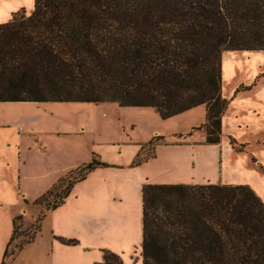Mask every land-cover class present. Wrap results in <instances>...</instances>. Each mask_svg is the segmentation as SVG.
Listing matches in <instances>:
<instances>
[{"label": "trees", "instance_id": "trees-1", "mask_svg": "<svg viewBox=\"0 0 264 264\" xmlns=\"http://www.w3.org/2000/svg\"><path fill=\"white\" fill-rule=\"evenodd\" d=\"M262 50L264 0H35L31 15L0 25V102H113L164 120L205 105V144L218 145L229 106L222 54ZM105 167L94 154L63 178L47 194L65 185L53 210ZM14 236L15 219L3 264ZM142 249L143 264H264V202L247 185L146 184ZM100 264L113 263L106 254Z\"/></svg>", "mask_w": 264, "mask_h": 264}, {"label": "crops", "instance_id": "crops-1", "mask_svg": "<svg viewBox=\"0 0 264 264\" xmlns=\"http://www.w3.org/2000/svg\"><path fill=\"white\" fill-rule=\"evenodd\" d=\"M23 2L3 0L0 4L3 22L0 25L11 21L20 11L31 15L35 0H31L30 5ZM262 67L264 50L225 51L222 54V97L229 101V106L222 118L220 144L207 145L208 150L203 156L202 138L206 139V131L201 127L206 122L205 105L169 118L184 116L192 121V128L180 133L178 142L165 145L169 146L166 147L168 149L156 148V157L140 166L134 167L133 162L142 146H115L110 152L111 158L93 152L92 160L94 154H97L110 167L98 168L89 173L85 180L73 186L65 202L52 210L56 215L52 224L51 247L55 251L58 246L60 257L64 258L62 264H79L80 260L85 264L103 263L106 254L118 256L122 264H142L143 187L146 184L247 185L264 202V173L260 171V168L264 169ZM41 104L54 102H0V264L4 263L5 251L14 234V219L22 214H16L22 208L19 193L21 187L23 189L28 183H40L41 180L48 181L52 172L65 174L69 171L59 177L57 182L40 183L42 188L46 187L47 193L36 194L35 197L41 196L33 202L36 203L63 178L85 165L83 163L92 152V149H86L75 155L73 163L64 164L56 170L51 169L54 171L42 172L61 160L63 154L58 147L50 149L45 142L35 149L33 144L41 143L42 139L37 137L38 133L24 132L22 120L29 106ZM134 108L156 110L148 107ZM73 133L76 132L64 131L58 135L68 136ZM59 140L53 143L63 145ZM231 140L240 145V152L234 149ZM207 154L213 157L218 154L222 159L220 173L212 179H207L202 173V160ZM17 186H20L19 190ZM57 239L78 240L77 245L82 247L81 251L78 250L80 255L75 249L76 244H65Z\"/></svg>", "mask_w": 264, "mask_h": 264}, {"label": "rangeland", "instance_id": "rangeland-1", "mask_svg": "<svg viewBox=\"0 0 264 264\" xmlns=\"http://www.w3.org/2000/svg\"><path fill=\"white\" fill-rule=\"evenodd\" d=\"M23 3L31 4L26 2V0ZM25 13L29 14L26 11ZM262 71H264V67H262ZM260 80L261 78L259 82ZM29 107L30 109L25 113L22 122L25 125L24 132L38 133L37 137L42 139L41 143L33 144L35 149L42 146L45 142V145L50 149L58 147L61 150L59 152L64 157H62L63 160L61 158V160L51 164L49 168L42 172L50 171L51 169L56 170L62 168L64 164L73 163L75 155L86 149L89 151L92 149V152L89 159L83 164L91 162L93 152L100 156L103 153L107 158H111L110 152L115 149V146L120 147L123 144H128L126 146L133 148L144 146L152 142L155 137L163 138L162 143L160 142L156 148H160V150L163 148L168 149L166 147L169 146L165 145L177 141L180 133L182 134V132L192 128V121H188L184 116L164 120L159 112L157 113V109L123 108L113 102L54 103ZM203 122L202 125L204 124ZM64 131L76 133L68 136L58 135L59 132ZM57 140L62 141L63 145L53 143ZM205 141L206 139L202 138V156L209 147L205 144ZM233 147L240 152L241 147L239 144H233ZM153 152L154 149L147 146L144 154L151 155ZM202 161H204L202 173L206 175L207 179H212L215 175H219L221 169L220 161H222L220 155L217 154L213 157L207 154ZM260 171L264 173L263 168H260ZM65 174H61L59 171L52 172L48 176V181L41 180L40 183L57 182L58 178ZM81 176L78 173L73 175V177L78 178ZM40 183H28L27 187L25 185L19 191L22 199V208L16 214L19 215V212H22V214L20 213L21 215L15 218V236L6 264H14L19 252L22 250L15 264H62L64 262V258L60 257L58 252V246L55 251L51 247V235L54 215H56L52 210L62 203L65 185L59 191L51 193V196L46 195L47 197L45 196L41 202L33 203L41 197H35L36 194L47 193L46 187L42 188ZM19 187L17 186L18 190L20 189ZM25 192L28 193V196ZM40 231L41 233L39 234ZM57 240L61 242V239ZM77 243L78 240H76L77 247H75L78 252V250L81 251L82 247L77 245ZM71 248L73 247L71 246ZM107 256H109L113 264H121V259L118 256L113 254H107ZM78 263L85 264L82 260Z\"/></svg>", "mask_w": 264, "mask_h": 264}, {"label": "snow or ice", "instance_id": "snow-or-ice-1", "mask_svg": "<svg viewBox=\"0 0 264 264\" xmlns=\"http://www.w3.org/2000/svg\"><path fill=\"white\" fill-rule=\"evenodd\" d=\"M26 2L31 3V0H26ZM2 3H3V0H0V4ZM2 15H3L2 10H0V23L3 22Z\"/></svg>", "mask_w": 264, "mask_h": 264}]
</instances>
